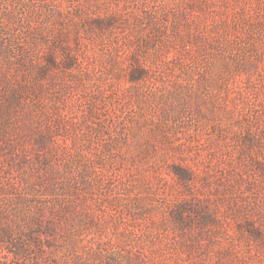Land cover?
<instances>
[{
	"label": "rangeland",
	"instance_id": "1",
	"mask_svg": "<svg viewBox=\"0 0 264 264\" xmlns=\"http://www.w3.org/2000/svg\"><path fill=\"white\" fill-rule=\"evenodd\" d=\"M0 264H264V0H0Z\"/></svg>",
	"mask_w": 264,
	"mask_h": 264
},
{
	"label": "trees",
	"instance_id": "2",
	"mask_svg": "<svg viewBox=\"0 0 264 264\" xmlns=\"http://www.w3.org/2000/svg\"><path fill=\"white\" fill-rule=\"evenodd\" d=\"M10 179H11V180L8 179L7 182L4 181V180H2L1 182H2L3 184H12V186H16V185H18V180H17L15 177L10 178Z\"/></svg>",
	"mask_w": 264,
	"mask_h": 264
}]
</instances>
